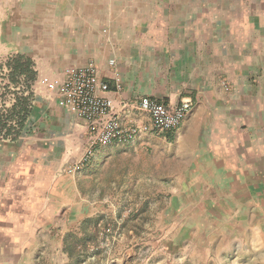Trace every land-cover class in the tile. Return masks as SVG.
Masks as SVG:
<instances>
[{
  "label": "crops",
  "instance_id": "1",
  "mask_svg": "<svg viewBox=\"0 0 264 264\" xmlns=\"http://www.w3.org/2000/svg\"><path fill=\"white\" fill-rule=\"evenodd\" d=\"M71 13L78 44L54 75L35 63L24 127L0 133V264H73L65 233L109 211L119 185L137 188L141 160L173 170L169 196L254 202L264 215V0H74ZM89 62L115 105L146 96L193 106L178 128L95 145L83 161L85 121L41 81Z\"/></svg>",
  "mask_w": 264,
  "mask_h": 264
},
{
  "label": "rangeland",
  "instance_id": "2",
  "mask_svg": "<svg viewBox=\"0 0 264 264\" xmlns=\"http://www.w3.org/2000/svg\"><path fill=\"white\" fill-rule=\"evenodd\" d=\"M73 1L0 0V64L22 53L56 74L57 63L78 44L73 38L81 36V25L70 21ZM68 28L74 33L68 35ZM139 166L137 191L119 185V196H106L109 211L83 218L65 233L72 256L64 252L73 264H264L258 203L251 209L241 200L187 204L183 196L167 194L176 185L165 163L156 168L141 160Z\"/></svg>",
  "mask_w": 264,
  "mask_h": 264
},
{
  "label": "built area",
  "instance_id": "3",
  "mask_svg": "<svg viewBox=\"0 0 264 264\" xmlns=\"http://www.w3.org/2000/svg\"><path fill=\"white\" fill-rule=\"evenodd\" d=\"M109 63L113 64V61ZM41 84L56 97L60 106L67 107L85 121L87 138L83 161L95 145L125 144L132 142L140 132L160 135L174 130L193 106L190 100L169 105L146 96L115 105L113 100L101 95L108 90V85L98 81L93 62L66 66L61 79H43ZM128 110L136 114L137 121L146 116L148 123L127 119Z\"/></svg>",
  "mask_w": 264,
  "mask_h": 264
},
{
  "label": "trees",
  "instance_id": "4",
  "mask_svg": "<svg viewBox=\"0 0 264 264\" xmlns=\"http://www.w3.org/2000/svg\"><path fill=\"white\" fill-rule=\"evenodd\" d=\"M0 76V133L4 130L6 135H18L34 99L31 85L37 77L35 63L26 54H13L0 64ZM65 249L72 256L71 243H65Z\"/></svg>",
  "mask_w": 264,
  "mask_h": 264
}]
</instances>
